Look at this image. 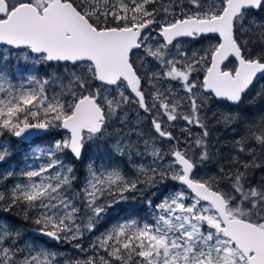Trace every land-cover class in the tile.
Returning a JSON list of instances; mask_svg holds the SVG:
<instances>
[{"label":"snow or ice","instance_id":"snow-or-ice-1","mask_svg":"<svg viewBox=\"0 0 264 264\" xmlns=\"http://www.w3.org/2000/svg\"><path fill=\"white\" fill-rule=\"evenodd\" d=\"M261 81L264 0H0V264H264Z\"/></svg>","mask_w":264,"mask_h":264},{"label":"trees","instance_id":"trees-1","mask_svg":"<svg viewBox=\"0 0 264 264\" xmlns=\"http://www.w3.org/2000/svg\"><path fill=\"white\" fill-rule=\"evenodd\" d=\"M57 137H59V136H57ZM132 139L135 140L136 137L133 135ZM51 142H52L51 139L43 140V139H41L39 137H35L30 142L24 143V142H19L18 140L13 139L12 137H9L8 143H9V145L11 147L12 152H13V155H12L11 161H10L11 166L14 167V168H17V170H19L20 167L24 166V163L30 157L27 154V150L29 149L28 148L29 145H31V144L45 145V144H50ZM98 154L99 153H98V150L96 148H93L91 150L88 148L86 150L85 154H84V159L82 161H77L76 162V164H75L76 175L78 177L77 185H76L77 188L82 186V180H83V177L85 175V165H83L84 160L89 158V156L93 159ZM118 159H122L123 160V163L120 164V167L125 171L126 175L131 176L133 174V169H132L133 167L128 162L127 158L126 157H124V158H119L118 157ZM96 162H100V161L97 160ZM212 162H215V160H212ZM8 167H9V164L0 165V169H6ZM259 178H260V173H257L256 179L258 180ZM168 187L169 186H162L161 191L166 190ZM117 207L134 209V210H141V209H143L144 206L140 203L139 199H137L136 201H131L128 204H124V205H118ZM137 214L142 215V212H140V213H137L135 211L133 212V215H137ZM125 215H126L125 213H121V217H123ZM114 219H112V220H114ZM0 220H7L14 227L22 229L25 234H28L27 232L29 230H31L33 227H35L34 225L22 220L14 212L13 213H8V212L0 211ZM32 235L33 234H32V231H31V236ZM83 243H84V246L87 247L88 240L86 239ZM49 244L56 249V246L53 243L49 242ZM69 246H70L69 244H64L62 246V249L63 250L71 249L72 246H71V248H69ZM72 249H74V248H72ZM80 255H82V254L80 253Z\"/></svg>","mask_w":264,"mask_h":264},{"label":"rangeland","instance_id":"rangeland-1","mask_svg":"<svg viewBox=\"0 0 264 264\" xmlns=\"http://www.w3.org/2000/svg\"><path fill=\"white\" fill-rule=\"evenodd\" d=\"M10 63H15V58L13 57L12 61H10ZM45 71V69H40V72L41 74ZM261 84H264V81H261L260 82ZM259 90V85H257V88L254 89V92L252 95H255V91ZM259 106H262L261 104L258 103L257 107ZM212 111H216V108L213 107L212 108ZM133 116H134V113H133ZM219 129V130H217ZM194 132H198L199 130L198 129H193ZM211 131L213 133V136H212V141H213V144L216 145V140L219 139L220 141V144L219 145H216V147H219L220 150L223 152L224 154V157L223 158H226L228 156V154H226V150H230L229 146H228V143L227 141L230 140L231 138V135L232 133L230 132H227L226 130H224L222 127L218 126V125H215L214 122H213V126L211 128ZM60 137H57V139H59ZM8 139L9 137H0V142H3V141H7L8 142ZM183 139V138H182ZM36 145H40V144H31L29 145V149L27 150V154L30 156L31 154V150L36 146ZM43 146V145H41ZM94 147H90L89 149H93ZM231 151V150H230ZM92 162V158L89 156V158L85 159L84 160V163L83 165H85V175H86V170H87V165L88 163ZM97 165H99L101 162H96ZM220 167L219 163L217 160H215V162H208L205 169L203 170V172H206L207 174L209 175H214L216 174L218 168ZM133 169V168H132ZM134 171V169H133ZM84 175V176H85ZM84 179V177H83ZM83 182V180H82ZM164 186H169V185H164ZM111 223H115V219L110 221L109 225L107 226H110ZM106 225L103 223L100 225V231H104ZM28 234H25V237L28 238V237H31V230H29L27 232ZM98 234V233H97ZM91 238V235H89V239ZM50 243H53L55 246H56V249L53 247L54 250H57V251H61L63 253H65L66 255H80V253L76 250V249H72L71 248V245L69 246V248L71 249H67V250H63L62 249V246L64 244H56L55 242H50Z\"/></svg>","mask_w":264,"mask_h":264},{"label":"flooded vegetation","instance_id":"flooded-vegetation-1","mask_svg":"<svg viewBox=\"0 0 264 264\" xmlns=\"http://www.w3.org/2000/svg\"><path fill=\"white\" fill-rule=\"evenodd\" d=\"M253 92H254V90H253ZM253 92H252V94H253ZM243 107H244L245 109L251 110V107H252V106L248 105L247 101H245V104L243 105ZM229 153H230V150H229V151L226 150V154L229 155ZM50 242H51V241H50Z\"/></svg>","mask_w":264,"mask_h":264},{"label":"water","instance_id":"water-1","mask_svg":"<svg viewBox=\"0 0 264 264\" xmlns=\"http://www.w3.org/2000/svg\"><path fill=\"white\" fill-rule=\"evenodd\" d=\"M12 138H13V139H15V140H18V139H17V138H15V137H12ZM33 138H35V137H33ZM33 138H32V139H33ZM32 139H31V140H32ZM24 143H28V142H24ZM32 234H33V233H32Z\"/></svg>","mask_w":264,"mask_h":264}]
</instances>
